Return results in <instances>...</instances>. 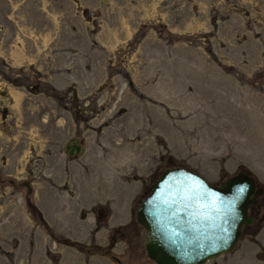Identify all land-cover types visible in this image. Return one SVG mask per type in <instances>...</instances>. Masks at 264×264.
Wrapping results in <instances>:
<instances>
[{
  "label": "rangeland",
  "instance_id": "rangeland-1",
  "mask_svg": "<svg viewBox=\"0 0 264 264\" xmlns=\"http://www.w3.org/2000/svg\"><path fill=\"white\" fill-rule=\"evenodd\" d=\"M171 165L264 187V0H0V264H155ZM204 264H264V221Z\"/></svg>",
  "mask_w": 264,
  "mask_h": 264
},
{
  "label": "water",
  "instance_id": "water-1",
  "mask_svg": "<svg viewBox=\"0 0 264 264\" xmlns=\"http://www.w3.org/2000/svg\"><path fill=\"white\" fill-rule=\"evenodd\" d=\"M63 150L77 155L84 145L71 136ZM261 191L246 169L212 183L184 166L164 167L134 208L147 257L155 264H204L231 250L242 225L252 220L248 205H258Z\"/></svg>",
  "mask_w": 264,
  "mask_h": 264
},
{
  "label": "flooded vegetation",
  "instance_id": "flooded-vegetation-1",
  "mask_svg": "<svg viewBox=\"0 0 264 264\" xmlns=\"http://www.w3.org/2000/svg\"><path fill=\"white\" fill-rule=\"evenodd\" d=\"M256 185H260L256 182ZM261 193L256 195V204H249L247 207V213L252 216L251 222L243 224L241 230L246 228L247 230L254 229L260 222L264 221V187L261 185Z\"/></svg>",
  "mask_w": 264,
  "mask_h": 264
},
{
  "label": "trees",
  "instance_id": "trees-1",
  "mask_svg": "<svg viewBox=\"0 0 264 264\" xmlns=\"http://www.w3.org/2000/svg\"><path fill=\"white\" fill-rule=\"evenodd\" d=\"M38 218H39V217H38ZM116 229H117V227H115V228H114V230H116ZM72 244H74V245H76V246H78V247H80V248H83V247L81 246V244H80V245H78V244H77V243H75V242H74V243H72Z\"/></svg>",
  "mask_w": 264,
  "mask_h": 264
},
{
  "label": "snow or ice",
  "instance_id": "snow-or-ice-1",
  "mask_svg": "<svg viewBox=\"0 0 264 264\" xmlns=\"http://www.w3.org/2000/svg\"><path fill=\"white\" fill-rule=\"evenodd\" d=\"M241 191H243V189H241Z\"/></svg>",
  "mask_w": 264,
  "mask_h": 264
}]
</instances>
